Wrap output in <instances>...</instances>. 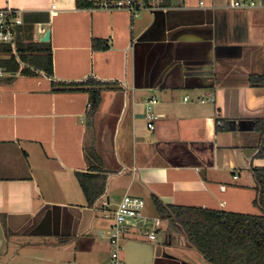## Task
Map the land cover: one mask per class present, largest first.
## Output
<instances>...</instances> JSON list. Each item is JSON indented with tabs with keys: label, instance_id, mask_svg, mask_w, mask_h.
I'll use <instances>...</instances> for the list:
<instances>
[{
	"label": "crops",
	"instance_id": "0c3cea01",
	"mask_svg": "<svg viewBox=\"0 0 264 264\" xmlns=\"http://www.w3.org/2000/svg\"><path fill=\"white\" fill-rule=\"evenodd\" d=\"M77 1L0 0L22 12L18 48L42 64L51 57L57 81L44 70L0 79V264H108L104 204L113 210L126 195L161 225L157 242L142 229L125 234V263L209 264L154 200L263 215L252 170L264 169V86L248 80L264 75V8L165 0L134 17ZM90 77L113 85L89 127L91 94L59 89ZM92 167L106 189L90 206L77 175Z\"/></svg>",
	"mask_w": 264,
	"mask_h": 264
},
{
	"label": "trees",
	"instance_id": "16d2710c",
	"mask_svg": "<svg viewBox=\"0 0 264 264\" xmlns=\"http://www.w3.org/2000/svg\"><path fill=\"white\" fill-rule=\"evenodd\" d=\"M93 3L77 1V7H92ZM30 48L19 47L18 38L10 45H1L0 53L8 59L0 60V68L12 75H39L36 70H44L45 75L54 80L51 57L46 64L29 58ZM37 49V47L35 48ZM34 67V68H33ZM252 87L264 86V75H251ZM113 83H106L94 77L82 82L63 83L59 90H81L91 94L87 125H93L101 105V91L111 88ZM261 126L264 135V122ZM92 173H79L78 181L90 206L100 198L106 189L105 178L93 170ZM98 169V168H97ZM258 191L257 204L263 211L262 216H253L222 211L203 210L178 206L166 207L158 200L154 204L158 215L178 223L187 233L190 242L202 254L209 264H264V169L252 170ZM95 172V173H94Z\"/></svg>",
	"mask_w": 264,
	"mask_h": 264
},
{
	"label": "built area",
	"instance_id": "2783aa9c",
	"mask_svg": "<svg viewBox=\"0 0 264 264\" xmlns=\"http://www.w3.org/2000/svg\"><path fill=\"white\" fill-rule=\"evenodd\" d=\"M93 3L92 8L115 11L125 10L132 16L138 17L143 11H156L163 8L165 0H90ZM229 7L237 9H256L264 8L263 0H232ZM56 7L52 6V10ZM24 24L22 12L11 8H2L0 6V46L15 43L18 27ZM12 74L0 68V79ZM187 100V98L185 99ZM214 98L201 99V103L213 102ZM158 99L152 97L146 104L145 119L148 128L155 129V123L158 120V114L155 113V106ZM221 126L222 124L219 123ZM106 210L105 218L112 221L108 241L110 246V257L108 264H125L123 258V239L129 230L142 229L148 235L149 239L157 242V232L161 225L158 218H147L144 215L146 203L144 199L132 195H126L115 209L109 210V204H104Z\"/></svg>",
	"mask_w": 264,
	"mask_h": 264
},
{
	"label": "water",
	"instance_id": "95a60500",
	"mask_svg": "<svg viewBox=\"0 0 264 264\" xmlns=\"http://www.w3.org/2000/svg\"><path fill=\"white\" fill-rule=\"evenodd\" d=\"M47 40H49V33H47V35L45 36V38L43 39V41H47ZM235 124L233 123V128L232 129H235ZM133 244V242H131L129 245H127V247H126V251L129 249V247H131V245ZM165 253H167L168 252V250L167 249H165V251H164ZM164 252H163V254L162 255H164ZM169 253V252H168ZM125 264H128L127 263V261H126V263Z\"/></svg>",
	"mask_w": 264,
	"mask_h": 264
},
{
	"label": "rangeland",
	"instance_id": "374dc122",
	"mask_svg": "<svg viewBox=\"0 0 264 264\" xmlns=\"http://www.w3.org/2000/svg\"><path fill=\"white\" fill-rule=\"evenodd\" d=\"M164 223H165V225H164V227H165L166 224H168V223H166V222H164ZM164 223H163V224H164ZM137 236H138V235H129L130 238H137ZM108 262H109V261H108Z\"/></svg>",
	"mask_w": 264,
	"mask_h": 264
}]
</instances>
